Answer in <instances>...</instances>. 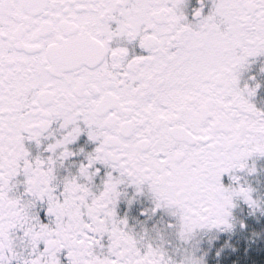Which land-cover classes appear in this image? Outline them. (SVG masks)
I'll return each mask as SVG.
<instances>
[{
	"label": "snow or ice",
	"instance_id": "obj_1",
	"mask_svg": "<svg viewBox=\"0 0 264 264\" xmlns=\"http://www.w3.org/2000/svg\"><path fill=\"white\" fill-rule=\"evenodd\" d=\"M259 58L264 0H0V264H247Z\"/></svg>",
	"mask_w": 264,
	"mask_h": 264
},
{
	"label": "rangeland",
	"instance_id": "obj_2",
	"mask_svg": "<svg viewBox=\"0 0 264 264\" xmlns=\"http://www.w3.org/2000/svg\"><path fill=\"white\" fill-rule=\"evenodd\" d=\"M259 80L264 82V76ZM262 172L263 174L260 175L259 179L255 177L256 174L246 177L260 196H264V170ZM248 223L250 225L249 231L235 235L232 238V244L239 255L245 256L247 264H264V239H261L259 235L264 232V219L257 220L250 217ZM253 233H256V236ZM224 239H227V237ZM202 247L204 251L209 249L207 242ZM206 259L208 264H220V258H215V249L210 252Z\"/></svg>",
	"mask_w": 264,
	"mask_h": 264
},
{
	"label": "flooded vegetation",
	"instance_id": "obj_3",
	"mask_svg": "<svg viewBox=\"0 0 264 264\" xmlns=\"http://www.w3.org/2000/svg\"><path fill=\"white\" fill-rule=\"evenodd\" d=\"M191 4L192 6H196V0H191ZM262 67H264V58H259L257 62L253 65L251 72L249 74L256 75L257 79L259 80V78H262L264 76V73H261L260 71ZM256 102L258 107L264 108V89L261 90ZM255 165L257 167V173L255 177L259 179L260 175L263 174L262 170H264V158L256 160Z\"/></svg>",
	"mask_w": 264,
	"mask_h": 264
}]
</instances>
